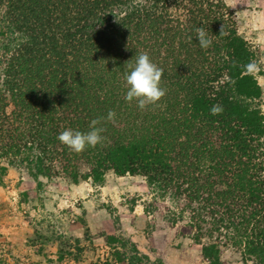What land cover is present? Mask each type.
Segmentation results:
<instances>
[{"label":"trees","instance_id":"obj_1","mask_svg":"<svg viewBox=\"0 0 264 264\" xmlns=\"http://www.w3.org/2000/svg\"><path fill=\"white\" fill-rule=\"evenodd\" d=\"M141 53L163 69L166 89L144 109L124 98L127 65ZM259 71L225 0H0V182L11 166L74 183L82 166L94 182L141 177L173 204L172 224L188 221L209 264L228 246L243 264H264ZM98 117L95 147L75 153L58 140ZM106 242L117 263L150 264L130 241Z\"/></svg>","mask_w":264,"mask_h":264},{"label":"rangeland","instance_id":"obj_2","mask_svg":"<svg viewBox=\"0 0 264 264\" xmlns=\"http://www.w3.org/2000/svg\"><path fill=\"white\" fill-rule=\"evenodd\" d=\"M225 3L257 57L264 113V0ZM80 172L74 183L8 167L0 182V264H120L111 257L109 236L130 241L150 264H209L188 221L172 224L173 204L156 198L144 178L108 172L94 182L86 166ZM220 261L243 264L229 246L220 248Z\"/></svg>","mask_w":264,"mask_h":264},{"label":"clouds","instance_id":"obj_3","mask_svg":"<svg viewBox=\"0 0 264 264\" xmlns=\"http://www.w3.org/2000/svg\"><path fill=\"white\" fill-rule=\"evenodd\" d=\"M236 5L233 3L232 7L235 8ZM219 33L226 34L223 33V26H221ZM196 39L203 49L210 47L212 44L204 28H196ZM127 67L130 71L125 74L127 92L124 98L126 101L132 102L135 100L138 107L144 109L149 105H155L165 96L166 89L161 87L163 69L153 63L147 53L139 54L135 64L129 63ZM247 68L250 71L258 70L254 63L249 64ZM222 111L221 105H213L210 109L212 115H219ZM104 119V117H98L91 120L89 124L90 130L87 132L66 129L58 135V140L75 153H81L88 147H95L103 141L101 133L104 131V128L98 125ZM114 119L115 112L110 110L107 120L114 121Z\"/></svg>","mask_w":264,"mask_h":264}]
</instances>
